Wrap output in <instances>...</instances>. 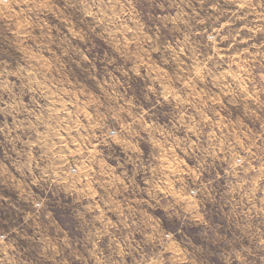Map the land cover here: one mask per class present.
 I'll list each match as a JSON object with an SVG mask.
<instances>
[{
    "label": "clouds",
    "instance_id": "1",
    "mask_svg": "<svg viewBox=\"0 0 264 264\" xmlns=\"http://www.w3.org/2000/svg\"><path fill=\"white\" fill-rule=\"evenodd\" d=\"M45 9L51 10L43 0L4 3L10 21L30 13H37L39 18ZM87 14H98L104 25L103 39H111L116 48L134 58V74L149 77V91L156 102L173 104L182 115L172 129L161 127L149 118L148 108L141 105L137 112L123 98L116 99V86H122L118 73L97 76L104 94L115 100L112 111L124 130L113 132L88 111L90 104L102 107L104 95L91 101L83 99L85 94L76 91L74 83L49 74L44 55L31 54L26 66L4 77V89L12 96L5 107L12 109L8 115L16 127L7 132L9 146L0 148V178L14 190L19 203L11 206L20 215L0 234V264H197L192 249L179 239V230L166 228L165 217L149 212L157 207L178 225L193 224L209 231L212 220L230 226L224 234L229 238L242 235L243 244L221 247L224 264H264V163H254L264 136L253 135L250 122L254 118L259 128L264 119L256 109L248 120L242 118L239 126L225 117V97L233 94L235 79L229 71L232 63H219L222 52L203 59L194 54L190 64L182 60L179 71L173 74L165 65L154 62L144 45L132 49L136 40L124 34L128 12L123 6L119 11L111 4L104 8L96 5L95 9L90 6ZM18 31L11 29L13 35ZM65 31L74 38V32ZM150 42L151 38L146 41ZM81 51L83 58L91 62L87 51ZM173 52L174 59L189 55L183 44ZM232 59L242 70L239 57ZM10 75H16L21 87L31 93L33 107H28L22 96L17 99L15 82L8 80ZM53 115L60 119L53 122ZM53 127L54 132L48 131ZM22 128L34 130L36 137H21L18 130ZM180 128L184 129L183 136L177 134ZM145 134L157 149L155 163H143L142 149H136L140 155L135 158L129 154L134 169H142L143 185L135 180V171L128 175L126 170H104L101 143L126 146ZM237 143L239 150L233 148ZM192 158L195 165L189 163ZM217 160H223L224 166L215 167ZM3 199L8 200L6 196ZM57 202L74 203L85 221L94 219L104 226L103 230L90 223L87 240L75 241L57 214ZM210 208L219 209V214L210 217ZM113 213L117 221H113ZM220 216L224 217L222 221ZM25 227L27 236L35 237L39 244L38 253L32 257L17 246L16 238H25ZM105 236L112 241L107 250L101 246Z\"/></svg>",
    "mask_w": 264,
    "mask_h": 264
},
{
    "label": "rangeland",
    "instance_id": "2",
    "mask_svg": "<svg viewBox=\"0 0 264 264\" xmlns=\"http://www.w3.org/2000/svg\"><path fill=\"white\" fill-rule=\"evenodd\" d=\"M5 2L11 0H0V148L9 146L11 138L7 132L9 128L16 127L12 116L8 115L12 109L5 107V102H10L12 96L4 89V77L26 66L33 53L44 55L50 66L49 74L65 83H74L75 90H82L85 94L83 99L91 101L97 95H104L103 106L98 108L96 104H90L88 111L94 112L96 118L113 132L119 129L123 133L124 130L120 129L117 114L112 111L116 106L115 100L104 94L97 76L107 77L118 73L122 86H116V99L123 98L137 112L141 105L148 108L149 118L161 127L172 129L182 115L181 110L173 104L157 103L153 93L149 91V77L134 74L137 71L134 58L116 48L111 39L107 42L103 39L101 32L104 25L98 19V14H87L89 7L95 9L96 5L101 8L115 5L117 11L123 6L124 11L128 12L123 22L124 34L136 40L132 49L136 50L144 45L153 61L165 65L173 74L179 71L182 60L190 64L194 54L203 59L209 54L219 55L222 52L223 57L219 63H232L229 71L235 75L232 81L233 94L225 97V117L239 126L243 122L242 118L248 120L251 111L256 109L264 119V0H43L51 10L45 9L39 18L37 13H30L18 21L8 19L4 13ZM119 24L117 22V26ZM12 28L19 29L16 35L12 34ZM65 30L74 32V38ZM210 36L214 40H209ZM149 38L151 42L146 43ZM181 44L189 55L174 59L173 48L178 49ZM82 49L92 58L91 62L83 58ZM254 53L261 55L253 56ZM234 57H239L242 70L237 69L232 59ZM153 66L155 67V63ZM8 80L15 82L13 92L17 94V99L22 96L28 107H33L31 93L27 88L21 87V80L16 75L8 76ZM59 119L58 115L52 117L53 122ZM250 122L253 124L252 134L264 136V125L257 128L254 118ZM18 131L21 137H36L32 129L22 128ZM48 131L54 132L55 127ZM72 134L76 133L73 131ZM177 134L183 136L184 129H178ZM233 139L234 137H228V140ZM228 140L225 141L226 144ZM137 148L143 150L141 160L145 165L155 163L153 155L157 149L145 134L136 136L126 146L101 143V165L105 171L114 169L115 173L126 170L128 175H132L135 171V180L143 185L145 177L142 169H134L133 163L129 161V154L133 158L140 155ZM233 148L239 150L240 145L234 144ZM249 159H252L251 155ZM189 163L195 165V158L190 159ZM224 163L223 160H217L215 167L220 168ZM254 163L257 166L264 163V143L256 149ZM5 196L8 198L7 202L3 199ZM12 203H19L15 200L14 190L0 178V234L19 220L20 213L11 206ZM55 207L77 242L87 240L90 223H96L103 230L104 226L98 221H85L74 203L57 202ZM149 212L157 217H165L166 228L173 232L179 230V239L192 249L197 264H224L221 247L239 246L245 242L242 235H233L231 238L224 235L230 226L221 225L217 221L210 220L211 229L206 231L203 228L197 229L193 224L178 225L168 214L160 211L159 207L149 209ZM218 214L219 209H208L210 217ZM112 219L118 220L115 213ZM223 219L220 216V220ZM22 230L25 238L17 237V246L26 256L32 257L34 252L38 253L39 244L35 237L27 236V227ZM217 232L221 235H216ZM111 243L107 236L101 240V246L106 250Z\"/></svg>",
    "mask_w": 264,
    "mask_h": 264
}]
</instances>
